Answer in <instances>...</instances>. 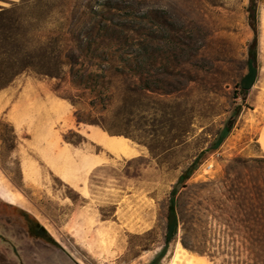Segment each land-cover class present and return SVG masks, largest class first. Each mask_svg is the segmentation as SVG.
<instances>
[{
	"label": "rangeland",
	"instance_id": "rangeland-1",
	"mask_svg": "<svg viewBox=\"0 0 264 264\" xmlns=\"http://www.w3.org/2000/svg\"><path fill=\"white\" fill-rule=\"evenodd\" d=\"M249 3L0 0V11L15 9L18 48L32 57L24 63L32 67L1 91L0 168L26 204L0 197V264H25L18 246L31 241L68 253L74 264H115L84 245V210L97 212L95 232L119 240L118 259L133 254L118 264L158 257L155 264H170L178 240L210 264H264V0L257 7L258 77L246 92L240 82L253 56ZM60 35L83 47L75 39L63 65L50 49ZM47 95L62 105L54 155L65 149L66 174L81 170L71 163L87 165L86 180L48 168L36 170L33 181L23 178L10 113ZM91 130L103 135L102 145H91ZM22 136L19 149L31 158V136ZM216 152V169L203 175ZM174 189L178 230L166 245Z\"/></svg>",
	"mask_w": 264,
	"mask_h": 264
},
{
	"label": "crops",
	"instance_id": "crops-1",
	"mask_svg": "<svg viewBox=\"0 0 264 264\" xmlns=\"http://www.w3.org/2000/svg\"><path fill=\"white\" fill-rule=\"evenodd\" d=\"M11 4V3H9ZM1 92H0V100ZM53 95L47 96H33L31 100L24 104H16L10 113V122L14 128V134L16 136V146L14 151L18 154L20 159V166L23 173V178L27 182L33 181L34 172L48 168L51 172L58 177L66 178L67 180H78L79 173L84 169L83 162L80 164L71 163L72 167H75L79 171L66 174L60 168L65 161L64 152L65 149H59L56 156V152L53 147L54 144V122L55 116L62 109L61 103H58ZM30 134L29 143L32 145L31 158H25L23 151L19 149L20 141L23 139V134ZM264 137V129L260 140ZM89 142L92 146L102 145L105 142L103 135L97 131L91 130L88 134ZM100 139V142L98 141ZM259 140V141H260ZM21 145V144H20ZM262 153L264 154V144L260 142ZM88 166L86 165V168ZM85 168V169H86ZM84 169V173H85ZM86 174V173H85ZM87 175V174H86ZM20 252V258L25 264H37L39 261H43L45 264H74L71 256L62 250H51L48 247L43 249L41 244L35 242H24L18 246ZM38 264H44L39 262Z\"/></svg>",
	"mask_w": 264,
	"mask_h": 264
},
{
	"label": "trees",
	"instance_id": "trees-1",
	"mask_svg": "<svg viewBox=\"0 0 264 264\" xmlns=\"http://www.w3.org/2000/svg\"><path fill=\"white\" fill-rule=\"evenodd\" d=\"M259 0H250L249 7H248V23L251 27L252 31L254 32V39L250 46L251 51H253V56L248 60V73L243 77L240 82V88L243 91H249L258 77V59H257V49L256 44L258 41V32H257V7H258ZM21 28L18 22V18L16 17L15 9H4L0 11V92L6 88H8L15 79L20 76L21 74L25 73L32 65H24L26 62H30L31 55L29 50H26L24 47L18 48L17 45L19 42V32ZM77 41L67 39L66 37L60 35L56 39H54V45L50 47L51 52L55 55V59L59 65L64 64V53L68 50L73 44V41L78 42V47L82 49L83 47L80 45V40L74 36ZM26 41V39H24ZM139 46V45H138ZM140 46H142L140 44ZM44 57V53L42 55ZM22 63L23 66H18V64ZM38 74L46 75L49 77H57L60 78L61 75H57L52 71H43L39 70L36 71ZM85 90L90 89V87H84ZM79 122L83 123V121L79 120ZM11 126V125H10ZM12 127V126H11ZM14 134V128H13ZM14 137L15 134H14ZM253 160H259L258 158ZM195 164L191 171L187 173L186 176H183L179 183L182 184L185 182L192 174V171L195 169ZM177 189L172 191V196L170 198V206L166 215L167 220V233L165 237L166 245H169L177 235L178 230V221H177V214L175 210V197L177 195ZM33 219V223L37 224L38 229L41 227L34 217L31 216ZM44 230V229H43ZM57 244V243H55ZM58 246V244H57ZM159 261L158 259L154 262Z\"/></svg>",
	"mask_w": 264,
	"mask_h": 264
},
{
	"label": "bare ground",
	"instance_id": "bare-ground-1",
	"mask_svg": "<svg viewBox=\"0 0 264 264\" xmlns=\"http://www.w3.org/2000/svg\"><path fill=\"white\" fill-rule=\"evenodd\" d=\"M100 142V139H98ZM264 144V137L260 140ZM79 179L86 180L87 175L84 172L79 173ZM107 182L114 188L118 189V185L115 181L107 179ZM14 188L6 178L5 172L0 168V197H2L6 203L16 206L18 203L21 205L26 204L25 198L21 194H15L13 192ZM107 206L103 205V209ZM97 213L94 210H84L82 212V217L85 220L83 225H80L79 232H82V239H85L84 245L88 247L89 251L93 254L97 253L101 260H108L110 262H115L118 264L122 259H128L133 254L125 255L122 259L120 257V252H117L120 242L117 238L112 236L109 231L104 232L99 229L97 232L94 231V226L98 223L97 218L94 214ZM50 228V226H48ZM51 229V228H50ZM98 251H100L98 253ZM121 258V257H120ZM118 262V263H117ZM170 264H210L204 257L196 256L190 253L184 247L181 240H178L175 244L174 253Z\"/></svg>",
	"mask_w": 264,
	"mask_h": 264
},
{
	"label": "built area",
	"instance_id": "built-area-1",
	"mask_svg": "<svg viewBox=\"0 0 264 264\" xmlns=\"http://www.w3.org/2000/svg\"><path fill=\"white\" fill-rule=\"evenodd\" d=\"M221 154L219 152H216L213 154L212 159L210 161H207L202 167L201 172L203 175H207L210 172L214 171L216 169V162L220 158Z\"/></svg>",
	"mask_w": 264,
	"mask_h": 264
}]
</instances>
